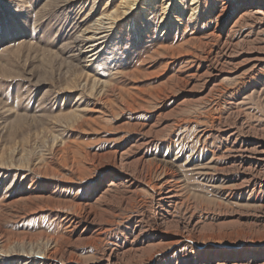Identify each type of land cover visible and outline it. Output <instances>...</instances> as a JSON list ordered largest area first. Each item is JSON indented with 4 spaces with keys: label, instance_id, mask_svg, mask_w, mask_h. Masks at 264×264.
Masks as SVG:
<instances>
[{
    "label": "rangeland",
    "instance_id": "374dc122",
    "mask_svg": "<svg viewBox=\"0 0 264 264\" xmlns=\"http://www.w3.org/2000/svg\"><path fill=\"white\" fill-rule=\"evenodd\" d=\"M125 1L0 0V264H264V0Z\"/></svg>",
    "mask_w": 264,
    "mask_h": 264
},
{
    "label": "bare ground",
    "instance_id": "6f19581e",
    "mask_svg": "<svg viewBox=\"0 0 264 264\" xmlns=\"http://www.w3.org/2000/svg\"><path fill=\"white\" fill-rule=\"evenodd\" d=\"M193 1H195V0H193ZM138 2H139V0H126L124 2V4H122L123 9L127 8V11L125 12V16L128 15V12L133 11L134 6H136L138 4ZM198 3H199V0L196 1V4H198ZM167 10H168V8L165 9V12ZM115 12H116L115 14H111V15L110 14L102 15L105 17L104 19L108 20V23H104V21H100L98 24V28H93V29H95L94 31L85 32V34L83 33L84 35H81L79 38L76 37L77 41H75V42L80 44L82 47L88 48L90 50V51L89 50L88 51L91 54L96 51L95 47L97 45H99L98 48L101 46H104L105 43L107 42V40H109L110 33L112 34V31L114 30V28L119 26L118 25L119 19L124 17V16H119L118 11H115ZM96 26H94V27H96ZM93 42H95V44H92ZM94 56L95 55H93L91 57H94Z\"/></svg>",
    "mask_w": 264,
    "mask_h": 264
}]
</instances>
